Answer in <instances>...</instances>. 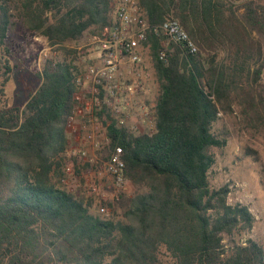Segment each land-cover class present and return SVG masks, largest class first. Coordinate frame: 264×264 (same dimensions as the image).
Instances as JSON below:
<instances>
[{"label":"trees","instance_id":"1","mask_svg":"<svg viewBox=\"0 0 264 264\" xmlns=\"http://www.w3.org/2000/svg\"><path fill=\"white\" fill-rule=\"evenodd\" d=\"M115 2L0 0V48L15 23L49 46L80 43L112 22ZM137 2L148 24L175 20L196 53L171 44L160 61L163 38L142 43L158 83L154 130L106 127L132 188L120 218L60 185L76 87L68 64L47 63L22 108L0 107V264H163L162 254L173 264H264V243L242 241L254 221L247 207L208 182L229 135L212 131L221 116L236 109L240 128L264 137V0ZM9 72L4 63L0 95Z\"/></svg>","mask_w":264,"mask_h":264},{"label":"built area","instance_id":"2","mask_svg":"<svg viewBox=\"0 0 264 264\" xmlns=\"http://www.w3.org/2000/svg\"><path fill=\"white\" fill-rule=\"evenodd\" d=\"M111 21L91 37L95 59L84 66L68 67L76 87L68 120L69 124L76 117L81 120L78 123L81 135H78V147L65 149L64 156L70 162L96 169L98 175L107 179L113 192L120 193L126 182L123 152L119 146L108 149L106 127L113 124L132 135L151 134L154 130V104L149 103L148 76L141 66L142 43L149 34L163 38L157 53L160 61L165 60L166 49L171 44L180 45L189 55L196 53V47L175 20L148 24L137 0H116ZM81 54L78 51V59L83 63ZM62 171L71 175L69 165ZM65 181L62 177L60 183ZM83 188L87 196L93 195L102 202L97 212L107 215V192L94 183Z\"/></svg>","mask_w":264,"mask_h":264},{"label":"rangeland","instance_id":"3","mask_svg":"<svg viewBox=\"0 0 264 264\" xmlns=\"http://www.w3.org/2000/svg\"><path fill=\"white\" fill-rule=\"evenodd\" d=\"M91 37V34L84 33L80 43H65L60 47H54L49 46L42 37L28 35L19 23H15L6 34L4 47L0 48V84L4 78L2 75L4 63L10 68L7 81L1 87L0 107L22 108L28 95L39 86L38 76L47 63H65L69 66H84L91 63L97 55ZM78 51L82 52L80 56L84 57L83 63L78 59ZM142 55L141 66L148 76L147 97L149 103L154 104L159 91L149 49L143 47ZM237 121L238 115L234 109L231 116H221L213 124L214 133L226 129L229 135L224 147L213 150L214 164L208 172V182L211 188L226 184L229 189L227 203L245 205L252 215L254 219L252 228L243 236L242 241L248 238L264 243V137L241 129ZM78 123H81V120L76 117L72 124L66 127L65 149L78 147V135H81L78 133ZM87 125L90 127L89 123ZM87 151L91 154L88 148ZM251 151L255 152L256 159L253 153L245 155L246 152ZM63 153L61 156L64 166L69 165L71 175L62 174L66 179L65 184L60 183L62 188L73 194L86 195L87 192L83 188L85 185L90 183L99 185L107 192L105 204H111V207L105 205L107 209L105 216L120 218L132 191L128 182L124 183L120 193H114L108 186L107 179L103 175H98L96 169L80 165L75 161L70 162ZM88 196L97 200L93 195ZM161 261L163 264H173L165 254L161 255Z\"/></svg>","mask_w":264,"mask_h":264},{"label":"water","instance_id":"4","mask_svg":"<svg viewBox=\"0 0 264 264\" xmlns=\"http://www.w3.org/2000/svg\"><path fill=\"white\" fill-rule=\"evenodd\" d=\"M8 251L6 250V253H7Z\"/></svg>","mask_w":264,"mask_h":264}]
</instances>
